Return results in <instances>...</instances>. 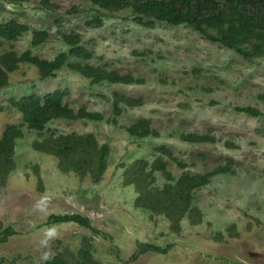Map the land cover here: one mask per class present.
<instances>
[{
	"label": "rangeland",
	"instance_id": "1",
	"mask_svg": "<svg viewBox=\"0 0 264 264\" xmlns=\"http://www.w3.org/2000/svg\"><path fill=\"white\" fill-rule=\"evenodd\" d=\"M40 1L0 0V24L15 20L30 30L16 42L3 41L0 55L31 51L53 60L69 50L63 35H80L94 58L72 62L141 82L92 85L67 66L42 79L29 63L10 74L9 85L0 90V138L8 126H23L25 135L17 141L15 170L5 186L0 184V222L16 232L1 237L0 264H48L55 257L77 264L73 257L86 240L98 264H264V57L247 61L186 25L146 28L129 11H106L84 0H57L46 10ZM99 17L102 25H92ZM34 31L49 34L37 47L32 45ZM57 90L67 92L65 102L76 112L85 108L105 116L99 122L54 120L42 133L93 135L108 144V168L99 182L90 174L64 173L57 158L36 150L34 144L45 138L23 125L12 103ZM116 94L142 101L137 107L120 105L117 126L107 123ZM247 107L261 115L239 111ZM143 119L158 136L129 135L126 128ZM182 134L209 141L185 142ZM158 159L175 179L228 168L194 192L191 206L201 217L189 210L179 231L167 214L137 207V188L125 183V173L136 161L153 164ZM154 177L152 188L169 182L158 170ZM65 214L88 218L90 227L49 223L51 216ZM141 243L171 247L166 254L141 255Z\"/></svg>",
	"mask_w": 264,
	"mask_h": 264
},
{
	"label": "trees",
	"instance_id": "2",
	"mask_svg": "<svg viewBox=\"0 0 264 264\" xmlns=\"http://www.w3.org/2000/svg\"><path fill=\"white\" fill-rule=\"evenodd\" d=\"M16 3L19 0H4ZM57 0H41L40 5L46 10L54 7ZM106 11H129L134 22L146 28H154L159 23H168L172 26L186 25L206 40L220 44L235 51L247 61L264 57V0H84ZM92 24L100 27L101 18H95ZM27 25L15 20L0 24V45L3 41L16 42L25 33L29 32ZM49 37L47 32L34 31L32 45L34 47L43 44ZM63 39L69 46V50L59 53L53 60H44L34 56L31 51L18 55L14 51L0 55V90L9 85L10 74L16 71L21 63L34 65L42 79L54 77L58 71L67 66L71 71L80 74L90 81L92 85L100 84H132L139 83L131 75H122L118 71H110L102 67L93 66L76 60L88 61L94 58V52L81 44L80 35H63ZM67 92L57 90L45 96L31 94L19 100H13V105L22 115L23 125L29 130L39 132L42 142L34 144L36 150L57 158L59 168L64 173L74 172L81 177L92 175L99 182L108 168V159L111 147L108 144H100L93 135L60 134L46 137L43 131L50 122L58 119L66 120H90L93 122L104 121L105 116L101 112H89L80 108L76 112L65 102ZM112 103L113 118L107 123L117 126V117H120L125 107H137L142 104L141 99H134L116 94ZM239 111L251 116H259L261 112L256 108H240ZM126 131L132 137L146 138L151 135L158 136V132L151 128V122L147 119L139 120L128 126ZM23 126H8L0 138V184H7L9 174L15 170L16 145L19 139L24 137ZM181 139L190 143H202L209 141L207 136L197 134H182ZM160 151L173 155L166 149ZM183 167V165H181ZM151 168V170H148ZM154 170L163 172L169 180L163 188H152ZM228 168H218L207 174H184L175 179L168 172L167 164L158 159L150 164L148 161L138 160L127 169L125 183L133 184L137 188L139 197L137 207L152 209L158 215L167 214L173 222V229L180 230L181 220L189 210L198 211L191 206L194 192L211 183L216 175L227 173ZM192 215V214H190ZM195 215V214H193ZM192 215V216H193ZM76 222L90 227L89 219L82 215H54L49 218V223ZM200 222V220H199ZM193 223H196L193 220ZM16 234L11 228H3L0 222V240ZM85 241L79 254L73 257L77 264H98L92 256L90 245ZM167 248H161L149 243L139 244L140 254L156 252L166 254ZM48 264H66L61 258L55 257Z\"/></svg>",
	"mask_w": 264,
	"mask_h": 264
}]
</instances>
